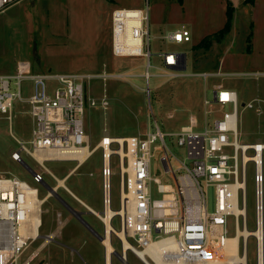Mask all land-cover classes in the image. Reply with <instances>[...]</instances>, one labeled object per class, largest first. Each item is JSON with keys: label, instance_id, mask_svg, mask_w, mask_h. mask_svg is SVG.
<instances>
[{"label": "rangeland", "instance_id": "obj_1", "mask_svg": "<svg viewBox=\"0 0 264 264\" xmlns=\"http://www.w3.org/2000/svg\"><path fill=\"white\" fill-rule=\"evenodd\" d=\"M227 3L234 11L231 30L219 36L227 21ZM149 6L150 28L153 37L151 51L150 98L145 92L146 82L141 76L146 71L147 60L141 57L117 58L112 54L111 15L116 7L140 8ZM186 27L191 42L166 44L158 37L164 33ZM218 33V34H216ZM210 37L209 44H201ZM172 50L187 55L185 74L164 75L157 53ZM27 61L35 72L88 74L93 78L86 84V95L95 99L107 96V109L89 108L85 115V128L90 147H95L108 130L111 136H145L155 132L156 123L168 133L166 144L175 157L171 164L176 174L182 163L191 164L187 150L178 144L174 135L187 124L191 116L197 118L199 129L211 126L214 119L232 111L231 105L206 104L213 101L214 90L222 85L234 89L239 95V141L264 143V0L244 4L243 0H21L0 12V74L12 73L18 62ZM201 73L212 74L207 79ZM263 75H255V74ZM23 94L31 93V82L23 83ZM259 98L253 108L244 104ZM29 106L15 103L10 123L0 115V173L17 176L44 198L49 190L44 183L57 187L56 192L42 205L43 225L40 238L23 254L26 258L54 234L53 240L36 256L32 264H104L105 237L102 220L73 197L57 178H66L65 185L77 197L100 214L102 201V151L97 149L75 172L76 161H46L48 171L39 166L25 152L22 159L33 172H40L43 182L33 179V173L21 162L11 157V151H19L15 137L26 145L32 138V118ZM170 133V134H169ZM15 136V137H14ZM161 144L160 141L156 143ZM264 175V151H263ZM151 173L162 183L172 184L158 161L157 152L151 163ZM71 174V175H70ZM112 208L119 207V169L115 158L112 162ZM209 212L215 210V188L206 187L201 180ZM58 195V197H57ZM154 198L161 195L154 192ZM255 183L253 164L248 166L247 202L248 228L255 229ZM82 214V218L94 233L66 206ZM115 229L120 228L119 217L112 220ZM100 237H98V235ZM234 219L229 220V235L234 236ZM155 235V234H154ZM114 264H121L117 253L122 243L112 234ZM132 243L135 244L133 240ZM241 248V246H240ZM241 250V249H240ZM121 260V259H120ZM122 261V260H121ZM129 264L143 262L129 252ZM122 264L123 261H122ZM248 264H257L256 243L250 238Z\"/></svg>", "mask_w": 264, "mask_h": 264}, {"label": "built area", "instance_id": "obj_2", "mask_svg": "<svg viewBox=\"0 0 264 264\" xmlns=\"http://www.w3.org/2000/svg\"><path fill=\"white\" fill-rule=\"evenodd\" d=\"M20 1L0 0V12ZM111 30L113 56L147 60L146 71L141 76L145 79V92L150 98L149 68L153 37L148 4L146 10L114 8ZM158 39L166 44H176L191 42L192 37L186 27H181L160 35ZM183 54L172 50L157 53L164 75L185 74V70L180 69L184 64L187 67V55ZM200 75L207 79L212 74ZM92 78L84 73L35 72L27 61L18 62L12 73L0 74V115L11 123L15 103L21 101L29 106L28 112L32 118V138L28 141L31 148L26 145L27 141L14 136L20 144L19 151H11L14 160L20 162L23 151L48 171L46 161L73 160L78 164V159L67 157L81 153L84 148H90L92 152L96 148L101 149L102 214L105 215L107 206L112 208V162L115 158L119 169V207L114 209L112 220L119 217L120 228L116 230L127 232V239L131 243V247L126 249L127 254L131 252L136 256V249L145 250L153 242L167 239L170 245L160 253L166 262L181 260L182 264H213L226 258L229 238L237 236L240 229H249L247 174L250 163L254 167L255 183L253 231L264 229V143L261 139L253 143L239 141L240 111L236 90L219 85L214 90L213 101L206 100V104L219 105L221 109L227 105L232 107V111L215 118L211 126L200 130L197 118L191 116L189 122L174 133L178 137V144L186 147L187 158L191 161V164L182 163L178 170L185 172L177 175L171 164L175 156L165 141L168 133L162 131L157 123L155 132L149 131L143 137H114L104 129L98 144L90 147L85 128L87 109L105 110L110 106L107 96L95 99L86 95V84ZM25 81L32 85L31 93L27 96L22 90ZM258 102L261 99H253L244 104V108H253ZM158 141L161 144L157 145ZM155 152L172 184L162 183L160 178L152 175L151 163ZM33 179L38 183L43 182L40 172L35 171ZM55 179L58 181L57 177ZM201 180H204L206 187L215 188L213 212L207 209ZM32 188L37 192L32 193ZM56 190L57 187H53V191L48 190L44 197H51ZM154 192L161 197L154 198ZM37 196L38 189L25 180L0 173V264H32L39 255L40 251L37 253L36 249L22 258L40 237L38 230L41 229L42 204L32 201ZM236 204L238 213L235 211ZM36 216L39 217L38 221L35 220ZM230 218L234 219V236L229 235ZM253 231L248 239L241 233V253H248L249 240L254 238L257 264H260L263 239ZM112 234L119 237L123 248L119 233L112 230ZM46 237L45 241L50 242L54 234ZM139 259L144 264L155 263L149 253L145 254V259Z\"/></svg>", "mask_w": 264, "mask_h": 264}, {"label": "bare ground", "instance_id": "obj_3", "mask_svg": "<svg viewBox=\"0 0 264 264\" xmlns=\"http://www.w3.org/2000/svg\"><path fill=\"white\" fill-rule=\"evenodd\" d=\"M96 150H97V148L94 149V151L92 152L90 148H88V149L84 148L81 151V153L74 154V155L67 157L68 159H78L79 160V163L72 170L71 174L73 172H75V170L78 167L83 165ZM40 159L41 158L39 157V160ZM68 177L63 178V179L58 178V185L59 186H66L65 181ZM36 192L37 191H35V188H32V193H36ZM70 192L72 195H74V197L80 203H82L84 206H86L89 210L93 211L94 214L97 215L103 221V223L105 225V230H106V238L104 239L103 243L105 244V247H106L107 264H111V254L115 251L114 247L112 245V242H111L112 230H115L122 237L124 249L131 247V243L127 239L126 230L124 232H120V231L116 230L112 225V217L115 214V210L113 208H110L109 206H107V210L105 211V215L100 214L98 211L94 210L91 206L86 204L82 199L77 197L72 191H70ZM49 198H50V195H48L44 198H40L39 196H37V197H34L32 201H34V202H35V200L39 201L38 203L43 205L47 201V199H49ZM235 211L237 213L239 212V208H238L237 204L235 205ZM35 220L38 221L39 217L36 216ZM42 225H43V220H41V227H42ZM252 231L253 230H249V229H247V230H241L240 229L237 236L229 238V240L227 242V246H226V258L220 259L218 262L213 263V264H239V263L248 264V260H247L248 253L246 252V254H243V253H241V250H240L241 249L240 248V246H241V239H240L241 236L240 235L243 234L246 237V239H248V236L250 234H252L251 233ZM253 232L258 233L260 238L263 239V246L261 247L259 259H260V264H264V229L261 228L258 232H256V230H254ZM40 233H41V229L38 230L39 236H40ZM45 243H47V242L45 241L44 243H42V245L39 248H37V253L42 249L43 246H45ZM169 243L170 242L167 239L157 241V242H153L145 250L136 249L135 250L136 256L139 258L145 259V254L149 253L155 260V263H152V264H182L181 260H176L175 262H172V261L166 262L164 260V258L161 257L160 253L162 251H164V249H166L168 247V245H170ZM257 255H258V253H257Z\"/></svg>", "mask_w": 264, "mask_h": 264}, {"label": "water", "instance_id": "obj_4", "mask_svg": "<svg viewBox=\"0 0 264 264\" xmlns=\"http://www.w3.org/2000/svg\"><path fill=\"white\" fill-rule=\"evenodd\" d=\"M183 56H185L184 54H183ZM181 70H185L186 69V64H184L181 68H180ZM21 163H23L32 173H34L33 172V170L28 166V164L22 159L21 161H20ZM44 185H45V187H47L50 191H53V187L52 186H50V185H48L47 183H44ZM57 197H58V195H57ZM66 206L68 207V209L72 212V214L73 215H75L78 219H80L87 227H89L91 230H92V228L88 225V223H86V221H84V219L82 218V214L80 213V212H78V211H75L74 209H72L70 206H68L67 204H66ZM91 211V210H90ZM91 212H93V211H91ZM112 234V233H111ZM100 237V236H99ZM100 239L101 240H104V237L103 236H101L100 237ZM115 252V251H114ZM117 255L122 259V261H123V263L124 264H129L128 263V261H127V251H126V249H124V248H122V252L121 253H117Z\"/></svg>", "mask_w": 264, "mask_h": 264}, {"label": "trees", "instance_id": "obj_5", "mask_svg": "<svg viewBox=\"0 0 264 264\" xmlns=\"http://www.w3.org/2000/svg\"><path fill=\"white\" fill-rule=\"evenodd\" d=\"M255 0H243L244 4H254ZM230 5L227 3V21L225 23V26L223 29H221L218 33L220 34L219 36H222L224 34H227L231 30V25H232V18H233V13L232 9L229 7ZM216 33V34H218ZM210 43V37H205L204 40L201 42V44H209Z\"/></svg>", "mask_w": 264, "mask_h": 264}, {"label": "crops", "instance_id": "obj_6", "mask_svg": "<svg viewBox=\"0 0 264 264\" xmlns=\"http://www.w3.org/2000/svg\"><path fill=\"white\" fill-rule=\"evenodd\" d=\"M66 187V186H65ZM67 188V187H66ZM68 189V188H67ZM67 191H71V190H67ZM70 194H71V192H70ZM73 197H74V195H73ZM75 198V197H74ZM77 200V199H76ZM104 224V223H103ZM92 231L94 232V230L92 229ZM104 231H105V225H104ZM94 233H96V232H94ZM106 234V233H105ZM98 235V237H99V234H97ZM112 236V235H111ZM99 240H100V242L102 241V243H103V240H101L100 238H99ZM111 242H112V238H111ZM104 244V243H103ZM105 246V245H104ZM115 250V249H114ZM113 254H114V252L111 254V264H114V260H113ZM120 258V257H119ZM121 259V258H120ZM120 259H118L120 262H121V264H122V259L120 260ZM104 264H107V258H106V248H105V252H104ZM144 264V263H143Z\"/></svg>", "mask_w": 264, "mask_h": 264}, {"label": "flooded vegetation", "instance_id": "obj_7", "mask_svg": "<svg viewBox=\"0 0 264 264\" xmlns=\"http://www.w3.org/2000/svg\"><path fill=\"white\" fill-rule=\"evenodd\" d=\"M105 233H106V230H105ZM106 238V234H105V237H104V239ZM104 241V240H103ZM107 258V257H106Z\"/></svg>", "mask_w": 264, "mask_h": 264}]
</instances>
